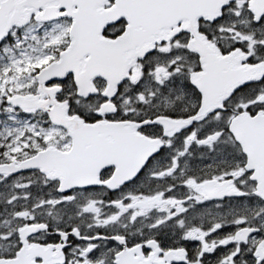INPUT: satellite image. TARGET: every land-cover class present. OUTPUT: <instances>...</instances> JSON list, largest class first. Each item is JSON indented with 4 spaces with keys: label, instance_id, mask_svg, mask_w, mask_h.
<instances>
[{
    "label": "snow or ice",
    "instance_id": "snow-or-ice-1",
    "mask_svg": "<svg viewBox=\"0 0 264 264\" xmlns=\"http://www.w3.org/2000/svg\"><path fill=\"white\" fill-rule=\"evenodd\" d=\"M0 264H264V0H0Z\"/></svg>",
    "mask_w": 264,
    "mask_h": 264
}]
</instances>
